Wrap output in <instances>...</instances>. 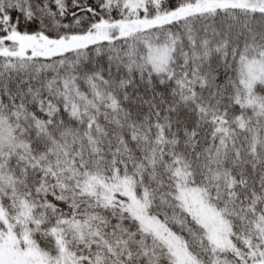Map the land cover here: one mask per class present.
Returning a JSON list of instances; mask_svg holds the SVG:
<instances>
[{"label": "snow or ice", "instance_id": "snow-or-ice-1", "mask_svg": "<svg viewBox=\"0 0 264 264\" xmlns=\"http://www.w3.org/2000/svg\"><path fill=\"white\" fill-rule=\"evenodd\" d=\"M0 264H264V0H0Z\"/></svg>", "mask_w": 264, "mask_h": 264}]
</instances>
